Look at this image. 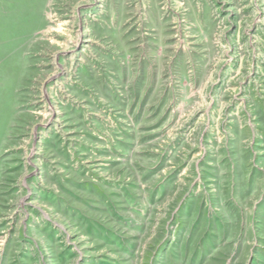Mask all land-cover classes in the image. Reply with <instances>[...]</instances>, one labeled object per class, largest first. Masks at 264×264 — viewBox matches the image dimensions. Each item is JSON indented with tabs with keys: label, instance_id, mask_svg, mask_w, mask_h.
Wrapping results in <instances>:
<instances>
[{
	"label": "rangeland",
	"instance_id": "374dc122",
	"mask_svg": "<svg viewBox=\"0 0 264 264\" xmlns=\"http://www.w3.org/2000/svg\"><path fill=\"white\" fill-rule=\"evenodd\" d=\"M0 264H264V0H0Z\"/></svg>",
	"mask_w": 264,
	"mask_h": 264
}]
</instances>
